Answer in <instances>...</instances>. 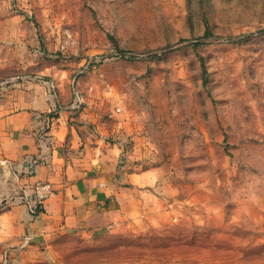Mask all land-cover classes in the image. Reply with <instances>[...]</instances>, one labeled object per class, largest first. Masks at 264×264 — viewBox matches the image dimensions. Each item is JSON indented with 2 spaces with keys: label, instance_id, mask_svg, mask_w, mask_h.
Here are the masks:
<instances>
[{
  "label": "rangeland",
  "instance_id": "374dc122",
  "mask_svg": "<svg viewBox=\"0 0 264 264\" xmlns=\"http://www.w3.org/2000/svg\"><path fill=\"white\" fill-rule=\"evenodd\" d=\"M27 87L38 135L95 110L126 152L109 223L21 252L0 220V264H264V0H0V98Z\"/></svg>",
  "mask_w": 264,
  "mask_h": 264
},
{
  "label": "crops",
  "instance_id": "0c3cea01",
  "mask_svg": "<svg viewBox=\"0 0 264 264\" xmlns=\"http://www.w3.org/2000/svg\"><path fill=\"white\" fill-rule=\"evenodd\" d=\"M50 103L32 87L0 98V220L16 227L13 235L21 252L25 244L48 243L61 232L109 223V199L120 188L114 173L126 150L117 138L107 139V131L123 124L107 128L95 110H80L73 117L71 109L60 108L51 129L45 130L49 134L38 135L45 124L34 121L33 114L49 110ZM128 175L139 184L153 181L148 171ZM46 180L56 193L32 216L28 206L34 205V184ZM15 196L24 201L17 202Z\"/></svg>",
  "mask_w": 264,
  "mask_h": 264
},
{
  "label": "built area",
  "instance_id": "2783aa9c",
  "mask_svg": "<svg viewBox=\"0 0 264 264\" xmlns=\"http://www.w3.org/2000/svg\"><path fill=\"white\" fill-rule=\"evenodd\" d=\"M45 127L46 126H44V128ZM55 193H56V190L52 182L48 180L36 182L33 188V195H34L35 201L36 203H39V205H43L44 201L47 198L53 196ZM15 200L20 201V202L24 201V199L22 198H16Z\"/></svg>",
  "mask_w": 264,
  "mask_h": 264
},
{
  "label": "trees",
  "instance_id": "16d2710c",
  "mask_svg": "<svg viewBox=\"0 0 264 264\" xmlns=\"http://www.w3.org/2000/svg\"><path fill=\"white\" fill-rule=\"evenodd\" d=\"M205 34L207 35V34H208V32H206ZM120 51H122V52H125L126 50H124V49H120Z\"/></svg>",
  "mask_w": 264,
  "mask_h": 264
}]
</instances>
